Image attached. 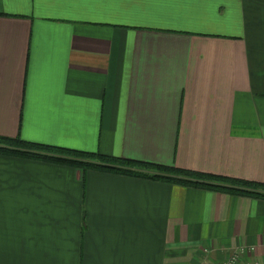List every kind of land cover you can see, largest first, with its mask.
<instances>
[{"label":"crops","instance_id":"obj_1","mask_svg":"<svg viewBox=\"0 0 264 264\" xmlns=\"http://www.w3.org/2000/svg\"><path fill=\"white\" fill-rule=\"evenodd\" d=\"M0 137L264 184V0H0ZM239 249L264 198L0 153V264Z\"/></svg>","mask_w":264,"mask_h":264},{"label":"trees","instance_id":"obj_2","mask_svg":"<svg viewBox=\"0 0 264 264\" xmlns=\"http://www.w3.org/2000/svg\"><path fill=\"white\" fill-rule=\"evenodd\" d=\"M0 153L52 162L83 170H94L230 194L264 198V184L262 183L116 158L101 153L90 154L81 151L62 149L27 142L20 138L10 139L0 137Z\"/></svg>","mask_w":264,"mask_h":264},{"label":"built area","instance_id":"obj_3","mask_svg":"<svg viewBox=\"0 0 264 264\" xmlns=\"http://www.w3.org/2000/svg\"><path fill=\"white\" fill-rule=\"evenodd\" d=\"M250 250L252 252L255 251V248L251 247ZM245 249H239L236 253H234L229 260L224 262L223 264H237L238 260L240 259L241 256L245 255Z\"/></svg>","mask_w":264,"mask_h":264}]
</instances>
